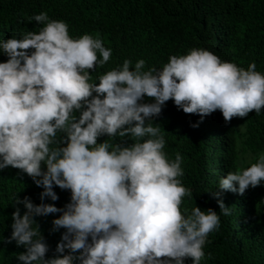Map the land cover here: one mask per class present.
<instances>
[{
	"label": "clouds",
	"instance_id": "9594fccd",
	"mask_svg": "<svg viewBox=\"0 0 264 264\" xmlns=\"http://www.w3.org/2000/svg\"><path fill=\"white\" fill-rule=\"evenodd\" d=\"M46 22L39 32L0 40L8 57L0 62V170H22L42 187L41 203L16 196L12 233L26 251L21 264H200L208 234L231 207L219 199L220 212L195 206L181 210L183 157L169 159L166 140L153 117L170 99L185 113L205 116L220 110L226 121L264 109V72L255 62L247 69L212 51L193 48L171 55L161 69H134L126 59L93 81L90 70L112 56L103 39L85 33L73 37L64 20L47 12L32 17ZM102 57V58H100ZM152 98L145 102L144 97ZM79 113L77 116L76 113ZM198 127V122L192 125ZM65 135L57 142V133ZM135 138L111 144L101 136ZM264 183V153L249 167L228 172L221 190L244 194ZM56 186L71 192L64 207ZM61 213L52 231L66 229L55 248L35 219Z\"/></svg>",
	"mask_w": 264,
	"mask_h": 264
},
{
	"label": "trees",
	"instance_id": "16d2710c",
	"mask_svg": "<svg viewBox=\"0 0 264 264\" xmlns=\"http://www.w3.org/2000/svg\"><path fill=\"white\" fill-rule=\"evenodd\" d=\"M40 12L66 21L73 37L99 34L105 47L113 50L107 63L90 70L96 83L126 59L133 69L140 59L146 61L145 70L161 69L171 55L187 54L193 48L210 50L245 69L255 62L257 70L264 72V0H0V40L39 32L46 22L32 17ZM7 59L0 50V62ZM144 101L152 98L145 96ZM152 119L160 125L169 159H175L176 153L183 157L180 179L191 189V196L183 197L181 210L190 214L197 205L219 213L216 192L231 207V214L221 213L219 228L208 234L200 264H264V183L250 186L242 195L219 189L228 172L249 167L264 153V109L230 122L216 110L201 121L198 114L185 113L170 99ZM197 122L199 126L193 127ZM64 135L58 132L57 142ZM105 139L111 144L135 142L131 136L105 135L98 143ZM54 190L59 199L46 198L45 203L64 207L70 202V190L59 186ZM42 191L22 170L11 166L0 170V264H21L17 257L26 251L9 242L12 213L16 207L21 214L26 211L15 204V197L27 196L39 204ZM60 214L35 217L50 246L46 257L55 254L66 230L52 231V221ZM185 264H192V258H186Z\"/></svg>",
	"mask_w": 264,
	"mask_h": 264
},
{
	"label": "bare ground",
	"instance_id": "6f19581e",
	"mask_svg": "<svg viewBox=\"0 0 264 264\" xmlns=\"http://www.w3.org/2000/svg\"><path fill=\"white\" fill-rule=\"evenodd\" d=\"M260 127V126H259ZM256 138V137H255ZM257 140V139H256Z\"/></svg>",
	"mask_w": 264,
	"mask_h": 264
}]
</instances>
